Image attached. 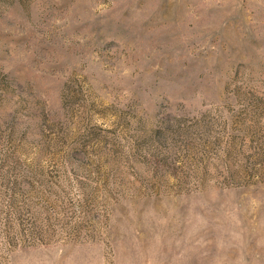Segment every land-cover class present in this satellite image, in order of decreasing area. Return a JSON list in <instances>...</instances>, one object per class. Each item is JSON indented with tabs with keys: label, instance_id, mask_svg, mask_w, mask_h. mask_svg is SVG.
I'll return each mask as SVG.
<instances>
[{
	"label": "rangeland",
	"instance_id": "374dc122",
	"mask_svg": "<svg viewBox=\"0 0 264 264\" xmlns=\"http://www.w3.org/2000/svg\"><path fill=\"white\" fill-rule=\"evenodd\" d=\"M0 264H264V0H0Z\"/></svg>",
	"mask_w": 264,
	"mask_h": 264
}]
</instances>
